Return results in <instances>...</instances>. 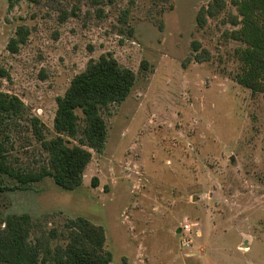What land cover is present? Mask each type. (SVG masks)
I'll list each match as a JSON object with an SVG mask.
<instances>
[{"label":"rangeland","instance_id":"1","mask_svg":"<svg viewBox=\"0 0 264 264\" xmlns=\"http://www.w3.org/2000/svg\"><path fill=\"white\" fill-rule=\"evenodd\" d=\"M212 1L0 0V93L25 105L0 124L9 166L47 164L30 121L55 138L57 99L90 61L110 54L136 76L103 112L106 147L90 150L81 186L0 173V224L28 215L34 241L84 218L104 229L110 264H264V93L235 81L243 45L226 33L236 10L198 26Z\"/></svg>","mask_w":264,"mask_h":264},{"label":"trees","instance_id":"2","mask_svg":"<svg viewBox=\"0 0 264 264\" xmlns=\"http://www.w3.org/2000/svg\"><path fill=\"white\" fill-rule=\"evenodd\" d=\"M11 5L23 0H8ZM37 4L40 0H26ZM228 5L237 14L228 15V23L234 27L226 34L229 39L241 43L235 54L240 63L235 81L250 90L253 95L264 93V0H213L203 7L197 24L203 28L208 19L225 13ZM18 39H12L9 51L17 53L19 44L25 42L27 32L18 29ZM195 45L194 51H199ZM207 56H206V55ZM205 55V56H204ZM208 53H197L195 60L203 62ZM136 81L133 71L122 67L110 54L88 63L86 69L76 75L64 94L57 99L54 118L55 138L45 139L43 124L33 118L30 123L33 135L47 154V164L38 170L16 169L7 164L4 147L0 143V173L19 184L37 183L53 178L61 189L71 191L83 182L84 172L91 162L94 150L104 151L107 127L103 112L112 105L123 103ZM24 103L17 97L0 93V124L5 117L22 114ZM81 113V116L78 114ZM2 130L0 129V136ZM72 141L78 144H73ZM33 223L28 215H9L0 224V263L2 264H110L111 255L105 250L106 234L101 226L78 217L71 221L67 232L53 228L48 238L31 239ZM65 237L64 246L51 247L50 241Z\"/></svg>","mask_w":264,"mask_h":264}]
</instances>
